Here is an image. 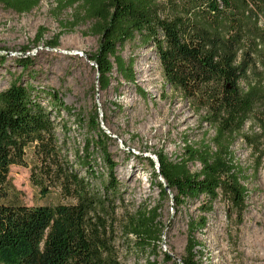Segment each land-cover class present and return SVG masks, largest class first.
<instances>
[{
    "label": "trees",
    "instance_id": "trees-1",
    "mask_svg": "<svg viewBox=\"0 0 264 264\" xmlns=\"http://www.w3.org/2000/svg\"><path fill=\"white\" fill-rule=\"evenodd\" d=\"M37 3L0 0L1 7L19 15ZM58 3L59 8L77 11L78 19L89 23L98 38V50L88 60L101 91L109 88L114 75L133 84L134 61H126L122 53L127 46L150 45L166 84L203 111V120L213 129L209 142L187 146L175 162L161 153L155 155L156 162L145 158L160 201L170 200L178 209L202 198V210L208 214L222 196L243 211L247 191L240 183L242 170L233 163L232 146L239 137L248 139L243 129L255 113L260 112L264 124V0ZM18 63L23 70L31 65L28 58ZM61 113L86 129L82 150L72 158L66 139L60 140L56 131ZM98 118L94 113L85 119L57 91L21 83L20 78L0 91V264H121L117 231L136 254L155 257L160 251L164 227L158 207L136 211L118 223L116 211L123 199L117 165L107 149L112 139ZM60 128L67 135L66 124ZM28 154L33 162L31 182L40 194L58 189L72 204L27 207L7 201L13 192L9 169L24 166ZM98 161L105 173L97 170ZM193 163L199 164V172L190 171ZM205 227L206 217L191 221L185 256L177 261L162 253L163 262L201 264L194 234Z\"/></svg>",
    "mask_w": 264,
    "mask_h": 264
},
{
    "label": "rangeland",
    "instance_id": "rangeland-1",
    "mask_svg": "<svg viewBox=\"0 0 264 264\" xmlns=\"http://www.w3.org/2000/svg\"><path fill=\"white\" fill-rule=\"evenodd\" d=\"M36 1V7L22 15L0 6V56L4 57V62H0V91L20 78L21 83L57 91L85 119L98 113L101 127L112 139L107 149L117 165L115 176L123 199L116 211L118 223L136 211L158 207V221L164 227L155 257L134 253L131 244L117 231L115 248L120 263L165 264L162 253L177 259L184 257L189 223L206 217V227L194 234L200 245L197 251L201 264H264V124L260 112L244 126L243 135L248 139L239 137L232 146L233 163L242 170L240 183L247 191L243 211L234 209L222 196L208 214L202 210L206 207L202 198L174 209L170 200L160 201L145 158L156 162L155 155L161 153L175 162L187 146L198 145L203 139L209 142L214 131L203 120V111L166 84L150 45L127 46L122 53L126 61H134L133 84H124L114 75L109 88L101 91L95 67L88 60L99 47L90 24L78 19L74 9L59 8V0ZM38 37L41 40L36 44ZM55 44L57 47L52 48ZM25 58L31 65L23 70L18 61ZM56 119L57 134L60 140L66 139L72 158L82 150L86 129L64 113ZM62 124L68 129L65 136ZM97 163V170L105 173ZM257 164L260 165L255 171ZM32 167L29 154L24 166L10 167L8 177L13 192L7 201L27 207L73 203L58 189L41 195L31 182ZM189 169L197 173L200 166L189 164Z\"/></svg>",
    "mask_w": 264,
    "mask_h": 264
},
{
    "label": "water",
    "instance_id": "water-1",
    "mask_svg": "<svg viewBox=\"0 0 264 264\" xmlns=\"http://www.w3.org/2000/svg\"><path fill=\"white\" fill-rule=\"evenodd\" d=\"M174 259H176L177 261H179V259H177V258H175V257H174Z\"/></svg>",
    "mask_w": 264,
    "mask_h": 264
}]
</instances>
